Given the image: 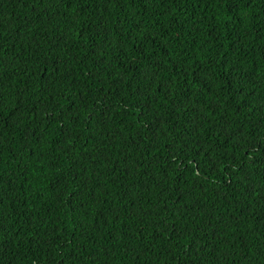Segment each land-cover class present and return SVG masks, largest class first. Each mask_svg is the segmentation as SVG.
Listing matches in <instances>:
<instances>
[{"label": "trees", "instance_id": "trees-1", "mask_svg": "<svg viewBox=\"0 0 264 264\" xmlns=\"http://www.w3.org/2000/svg\"><path fill=\"white\" fill-rule=\"evenodd\" d=\"M0 264H264V0H0Z\"/></svg>", "mask_w": 264, "mask_h": 264}]
</instances>
